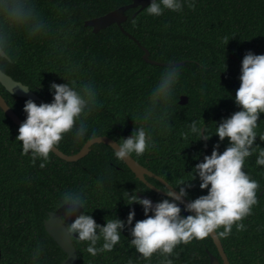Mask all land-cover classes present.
<instances>
[{"label": "trees", "instance_id": "1", "mask_svg": "<svg viewBox=\"0 0 264 264\" xmlns=\"http://www.w3.org/2000/svg\"><path fill=\"white\" fill-rule=\"evenodd\" d=\"M132 0H25L32 18L23 28H13L0 16V43L12 47V59L0 68L29 85L45 102L53 99L50 84L76 81L79 86L92 83L97 91V106L85 118L87 132L75 137L65 133L57 145L66 153H76L93 136L107 135L116 141L133 134L135 127L150 132L154 147L132 156L174 187L193 178L194 165L210 155L219 142V151L228 146L215 135L216 122L239 110L234 96L240 86L243 56L251 50L264 54V0H195L182 11L165 9L160 16L149 15L146 7L126 11L123 27L150 51L152 59L163 62L185 61L182 65H159L145 61V50L118 24L98 32L86 20L103 15ZM32 34L35 37H32ZM179 70V80L166 106L152 107L150 96L161 74ZM0 92L24 120L28 98L10 93L0 82ZM182 95L189 101L180 103ZM34 100V99H33ZM35 102L42 103L40 100ZM163 116V119H161ZM207 123L209 140L184 138L191 120ZM257 133H264V113L260 114ZM19 125L0 107V264H61L67 253L47 231L44 221L50 211L61 213L65 223L62 197L65 192L85 196V210L101 225L106 219L126 220L135 209V220L145 218L143 207L131 205L126 192H141L157 201L166 197L136 178L124 160L117 159L106 143H95L77 161H67L50 152L45 167L41 159L32 163L22 154L16 140ZM91 137V138H90ZM195 140V141H192ZM255 143L264 147V141ZM256 153L246 158L244 170L259 182L258 202L251 214L242 219L245 227L220 237L231 264H264V166L255 163ZM149 182L166 190L159 179ZM99 181V183H98ZM188 189L189 199L206 194L197 177ZM183 186V185H182ZM179 190V188H177ZM183 209V204L181 205ZM182 215H188L182 210ZM133 221V224L135 223ZM223 227L216 231H222ZM78 251L77 264H162L159 253L145 260L130 246L126 226L120 242L112 251L92 255L86 241L72 234ZM102 243L98 241L97 247ZM39 248L37 260L34 251ZM210 253L224 264L211 235L181 243L169 258L172 264H210Z\"/></svg>", "mask_w": 264, "mask_h": 264}, {"label": "clouds", "instance_id": "2", "mask_svg": "<svg viewBox=\"0 0 264 264\" xmlns=\"http://www.w3.org/2000/svg\"><path fill=\"white\" fill-rule=\"evenodd\" d=\"M185 3L189 7L195 6V0H151L146 12L160 16L165 9L182 11ZM0 16L5 17L11 27L23 28L32 18V12L25 0H0ZM32 37L35 35L32 34ZM11 59L12 47L0 43V63ZM179 75V70L174 67L161 74L150 96L153 108L162 104L166 111ZM239 79L240 86L234 96L239 110L216 122L214 134L218 135L220 142L225 138L229 141L225 150L219 151V142L214 145L211 154H205L203 160L194 165L191 180L181 181L176 187L166 185V190H163L166 197L155 203L149 198H141L137 192H126L130 200L126 204H140L144 219L135 220L133 208L126 220L115 216V219H106V223L101 225L87 211H81L85 210L84 195L79 192L64 193L62 204L65 214L73 217L66 229L70 235L75 234L79 240L88 242L87 252L96 255L112 251L120 242L125 227L129 226V244L140 254L138 258L147 260L159 253L164 257L162 264H172L169 256L177 245L203 239L213 233L218 238L226 237L234 224L237 230L245 227L241 221L251 214L257 204L260 187L259 182L244 170L246 158L256 153V165L264 166V147L255 143L257 136L264 141V133L256 131L258 121H261L260 114L264 113V54L251 50L246 52L241 61ZM49 90L53 96L51 102L38 104L33 99L25 101L23 110L26 118L20 124L16 137L22 142V154L30 155L33 164L40 158L41 168L45 167L50 152L65 133L74 130L77 139L85 135V118L98 104L97 91L92 83L77 86L75 80L71 83L53 81ZM214 134H209L205 121L201 123L193 119L182 136L186 139L195 136L198 137L195 140L207 141ZM91 135L94 137L96 134ZM111 147L117 159L126 161L133 153L139 156L154 147V142L144 127H135L132 135L120 138ZM197 177L199 187L207 192L184 203L183 198L189 196L188 189L192 187L191 181ZM174 188H179V192ZM182 210L188 215H182ZM221 226L223 230L216 231ZM39 254L37 248L33 259L37 260ZM129 264L132 262L129 261Z\"/></svg>", "mask_w": 264, "mask_h": 264}, {"label": "water", "instance_id": "3", "mask_svg": "<svg viewBox=\"0 0 264 264\" xmlns=\"http://www.w3.org/2000/svg\"><path fill=\"white\" fill-rule=\"evenodd\" d=\"M151 3V0H132L130 3H126L124 5H121L117 7L116 9H113L103 15L91 18L86 20L85 24L88 26H92L93 30L95 32L100 31L101 29H104L108 26H110L113 23H116L119 25L123 33L126 35L134 38L139 45L141 43L132 35L130 34L125 28L123 27V22L127 20L128 15L126 14V11L129 8L139 7V9L134 13L137 14L138 11L146 7ZM143 49L145 50L143 54V58L145 61L159 64V65H180L184 64L185 61L180 62H163L158 61L155 59H152L150 57V51L143 45H141ZM0 82L1 84L12 94L17 95L19 97H25L28 99H34V100H40L41 102H45L43 98H41L36 92H34L29 85L25 84L24 82L15 79L10 74L6 73L4 70L0 68ZM189 101V97L187 95H182L180 99V103L186 104ZM0 107L4 110V112L12 119V121L19 125L24 121L16 112L15 110L9 105L6 98L3 96V94L0 92ZM116 142L115 139L107 136V135H101L96 136L91 139H89L82 148L76 152V153H66L62 151L59 147H55L53 149V152L58 155L60 158L67 160V161H77L83 157H85L91 150V147L95 143H106L110 146H114V143ZM125 161V160H124ZM128 166L132 169V171L135 173L136 178H139L141 181H144L147 183L150 187L153 189L158 190L161 193H165L163 190H160L157 188L154 184L149 182L147 179L148 176H153L159 179L164 185H172L170 184L166 179H164L162 176L156 174L151 169H149L147 166L140 163L138 160H136L133 156L129 157L125 161ZM173 186V185H172ZM174 187V186H173ZM177 193L179 190L177 188L173 189ZM166 194V193H165ZM138 195L141 198H149L153 201V203L157 202L156 199L153 197L138 192ZM188 198L184 197L183 201L184 203L188 202ZM45 227L49 234L56 240V242L62 247V249L67 253V257L62 261L61 264H77L78 262V251L76 249V246L72 239V234L70 235L66 229L67 224L65 223L61 213L56 211H50L49 216L44 221ZM211 237L214 240L215 245L218 248L219 255L221 256L224 264H231L229 261V258L227 256V253L225 252L223 243L220 238H218L214 233L210 234ZM2 251L0 248V259H1ZM210 264H220L219 257L216 256L213 253H210Z\"/></svg>", "mask_w": 264, "mask_h": 264}, {"label": "bare ground", "instance_id": "4", "mask_svg": "<svg viewBox=\"0 0 264 264\" xmlns=\"http://www.w3.org/2000/svg\"><path fill=\"white\" fill-rule=\"evenodd\" d=\"M91 151V150H90ZM137 160V159H136ZM189 199V198H188ZM217 256V255H216ZM228 256V255H227ZM220 260V259H219Z\"/></svg>", "mask_w": 264, "mask_h": 264}]
</instances>
